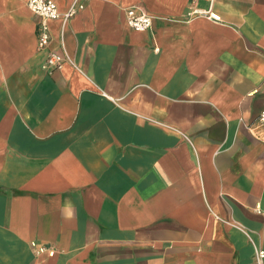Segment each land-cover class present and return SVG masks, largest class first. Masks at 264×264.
<instances>
[{
  "label": "crops",
  "instance_id": "crops-1",
  "mask_svg": "<svg viewBox=\"0 0 264 264\" xmlns=\"http://www.w3.org/2000/svg\"><path fill=\"white\" fill-rule=\"evenodd\" d=\"M37 21L0 0V264H255L264 0L86 1L51 73Z\"/></svg>",
  "mask_w": 264,
  "mask_h": 264
},
{
  "label": "built area",
  "instance_id": "built-area-1",
  "mask_svg": "<svg viewBox=\"0 0 264 264\" xmlns=\"http://www.w3.org/2000/svg\"><path fill=\"white\" fill-rule=\"evenodd\" d=\"M90 0H72L70 5L65 10H61L55 0H27V6L30 11L37 17V49H47V55L42 68L51 73L54 70L60 69L65 63L76 66V63L66 54L59 53L49 49L51 41L50 22L59 20L62 25L76 15L84 8L85 2ZM125 20L127 25L135 31H146L151 27L153 16L142 8L131 5L124 9ZM205 15L208 18L219 21L220 16L211 11L210 8L202 9L197 6L191 7L186 16ZM257 125L264 127V109L257 116ZM254 211L257 214L264 213V209L256 206ZM51 249L46 246L39 247L36 252L46 251ZM255 264H264V248H254Z\"/></svg>",
  "mask_w": 264,
  "mask_h": 264
}]
</instances>
